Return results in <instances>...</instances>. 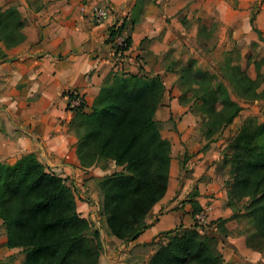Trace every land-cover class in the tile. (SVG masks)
<instances>
[{"label":"trees","instance_id":"obj_1","mask_svg":"<svg viewBox=\"0 0 264 264\" xmlns=\"http://www.w3.org/2000/svg\"><path fill=\"white\" fill-rule=\"evenodd\" d=\"M137 19L126 15L121 25L110 29L109 43L127 31L124 56ZM250 22L261 36L255 18ZM25 39L19 9L0 4V42L12 48ZM233 67L229 74L223 72L227 85L212 82L205 74L198 76L190 67L180 72V85L186 89L181 103L190 104V108L202 106L211 137L243 109L231 98L230 88L238 97L258 98L254 79L240 65ZM165 92L159 77L116 70L104 82L92 111L86 112L83 103L74 110L71 121L83 167L110 161L123 167L95 180L102 196L100 214L107 234L125 242L137 239L148 228L150 211L168 190L172 142L163 137L162 123L155 118ZM220 168L227 173L225 185L233 216L242 217L246 223L238 233L246 236L250 248L264 252V120L253 115L243 122L223 149ZM197 195L195 189L189 198L193 218L202 210L194 199ZM241 202L238 211L237 203ZM0 218L6 227L7 246L23 248L25 264L100 262L99 228L92 230L93 222L78 211L76 193L66 179L51 171L35 153L25 154L14 163H0ZM219 237L198 219L187 227L181 223L149 242L153 252L147 264H226L218 247Z\"/></svg>","mask_w":264,"mask_h":264},{"label":"crops","instance_id":"obj_2","mask_svg":"<svg viewBox=\"0 0 264 264\" xmlns=\"http://www.w3.org/2000/svg\"><path fill=\"white\" fill-rule=\"evenodd\" d=\"M238 1V8L246 11L254 0ZM13 3L22 14L26 39L12 48L0 42V163H14L25 154L35 153L51 171L74 186L123 169L113 161L108 162L112 168L107 170L98 164L81 165L78 137L70 127L74 111L68 109L64 92L78 91L85 100V111H92L104 82L116 71L114 52L108 42L110 28L117 17L134 15L138 19L130 31L131 45L122 72L159 77L163 81L166 92L155 118L161 123L175 119L183 138L181 144L177 138L171 140L166 195L150 211L148 228L129 243L145 244L181 223L191 226L198 218L205 223L228 219L225 226L232 243L229 255L233 256L237 250L242 256H256L259 252L247 245L246 236L235 231L237 224L229 220L233 211L226 206L227 191L219 173L221 147L231 138L230 132L225 129L221 137L214 135L215 141L206 150L193 142L198 137L197 115L194 107L181 103L177 67L182 42H190L199 26L187 19L199 15L200 22L207 26L220 20L225 30L234 29L240 45L242 29L249 27L251 31L252 27L245 17L239 18L244 12H238L229 0H13ZM97 8L112 9L111 15L100 24L93 22ZM210 14L216 18H210ZM255 21L264 32V10ZM249 37L252 43L259 41L253 31ZM241 68L244 70L242 64ZM260 107L264 109V102ZM180 168L186 174L176 187ZM195 189L198 195L194 199L202 210L194 219L189 198ZM101 201L102 196L95 200L98 209ZM77 206L82 216L89 218L87 212L93 206L79 200ZM6 243V227L0 218V264H25L24 249L10 248Z\"/></svg>","mask_w":264,"mask_h":264},{"label":"rangeland","instance_id":"obj_3","mask_svg":"<svg viewBox=\"0 0 264 264\" xmlns=\"http://www.w3.org/2000/svg\"><path fill=\"white\" fill-rule=\"evenodd\" d=\"M229 2L235 7L238 12H244V14L239 16V18L242 19L245 17L246 22L248 20L250 21L251 17H254L256 20L257 14L264 10V0H254L251 6L246 9V11L243 8H238V0H229ZM0 4L4 8L16 6V4L13 3V0H0ZM196 13H199L198 9ZM226 13L227 11H225V14ZM211 16L213 18H216L215 15L210 14V18ZM201 19L202 17L199 15L194 16V18L192 19H187L188 22L194 20V24L198 23L199 26L196 36L193 37L190 42H182L181 44L179 61L177 65L179 77L180 72L183 70V68L190 67L191 70L193 72H196L198 76L199 74H205L212 82L222 81L223 84L227 85L228 81L223 79V72L229 74L230 71H233V66H241L242 64L247 75L254 79L256 90L258 93V98H241L237 96V93L233 88H230L231 98L239 102L243 109L240 111L238 116L234 118L232 123L214 134H218V136L221 137V133H223L225 129L228 131L227 133L230 132L229 136H231V138L228 139V141L221 147L220 152L222 155L223 149L225 148L227 143L240 131L243 122L248 117L254 115L257 116L260 120H264V109L260 107L264 102V32H262V35L259 36V34L254 30L251 24V31L255 32L259 41H255L252 43L249 37V32L251 31L248 27L246 29H242L243 43L239 45L238 39L235 37V33L233 31L234 29L225 30L223 26L225 24L220 20L216 21L211 26H207L204 23L200 22ZM185 23H187V21H185ZM255 25L257 26L256 21ZM188 32L191 33L190 31ZM249 39L250 41H248ZM256 63H258L257 66ZM184 86L185 88H187L189 84H184ZM180 88L182 95V93L186 89H184L183 86ZM193 111H195L197 115L195 130L198 133L197 139L195 138L193 142H195L200 149L206 150L207 148H209L210 143L215 141V139H212V137L209 135L208 115L202 110L201 105H199L198 107L194 106ZM162 135L163 137L168 138L170 141L174 138V140H176L177 138L178 142L180 144L182 143V133H180L177 129V123L175 119L173 121L168 120L162 123ZM98 165L104 170L112 168V166H109V164L105 162H100ZM180 169L181 172L177 174L175 178V186L176 184H179L178 180L180 179V177L183 176V174H186L185 172H183V168ZM112 171L113 169L110 170V172ZM220 171L221 172L219 173L226 188L225 180L227 177V173L225 169L221 170L220 168ZM95 178L100 177H94L93 179L91 178L89 181H86L85 185L83 183H79L74 186V183L70 181L67 184L74 189L76 198L77 200H79V202H86L90 205L89 207L93 206V208H90V211L87 212V214L89 213L88 217L93 222L92 230L98 228L100 230V241L102 246L100 249L101 254L99 264H109V261L111 260L114 261L111 262L113 264H147L148 258L153 252V247L149 244V242L134 246L133 243L125 241L121 243L119 241H116L107 234V231L103 224L102 216L100 214V209L96 207L95 203V200L99 201V197H101V192L98 188ZM176 187H178V185ZM237 204L238 211H241L242 202ZM226 206L229 207L228 199L226 202ZM200 219L201 218H198V223H200L202 226H205L206 229L214 231L219 236H221L218 238V247L224 257L226 264H264V252H259L256 256H242L237 250H235L233 256L229 255L228 248L232 245V243L229 239L230 232L225 226V222L228 219L222 221V223H220L221 221L218 220L205 223V221H201ZM229 220L237 224V228L235 229V231L237 232L244 228L246 224L245 220L242 217L238 218L236 216H233V213ZM183 232L184 230L178 231V233ZM223 234H227L225 239L222 238L224 236ZM111 251L113 255H111Z\"/></svg>","mask_w":264,"mask_h":264},{"label":"built area","instance_id":"obj_4","mask_svg":"<svg viewBox=\"0 0 264 264\" xmlns=\"http://www.w3.org/2000/svg\"><path fill=\"white\" fill-rule=\"evenodd\" d=\"M112 13L111 8H97L93 12V22L95 24L102 23L106 18H108ZM122 18H116L115 22L112 24L111 28L114 26L121 25ZM110 28V29H111ZM111 48L114 52V65L116 70H122L123 62L126 56L123 55L122 49L127 45V31L119 33L115 39L110 42ZM67 97V107L68 109L74 111L76 108L81 107L85 100L83 96L74 89H69L64 92Z\"/></svg>","mask_w":264,"mask_h":264}]
</instances>
